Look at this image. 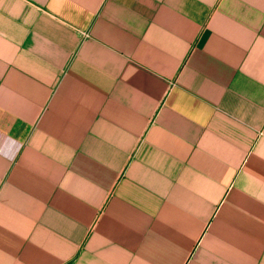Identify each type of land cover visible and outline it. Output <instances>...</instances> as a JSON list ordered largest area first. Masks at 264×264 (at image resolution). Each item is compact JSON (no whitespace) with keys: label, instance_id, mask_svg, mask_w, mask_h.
I'll return each mask as SVG.
<instances>
[{"label":"crops","instance_id":"0c3cea01","mask_svg":"<svg viewBox=\"0 0 264 264\" xmlns=\"http://www.w3.org/2000/svg\"><path fill=\"white\" fill-rule=\"evenodd\" d=\"M0 264H264V0H0Z\"/></svg>","mask_w":264,"mask_h":264}]
</instances>
